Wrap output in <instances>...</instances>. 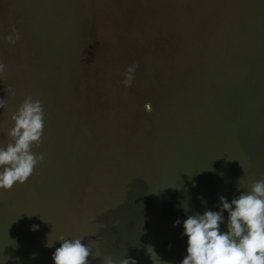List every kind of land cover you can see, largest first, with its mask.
Returning <instances> with one entry per match:
<instances>
[{
    "label": "rangeland",
    "instance_id": "obj_1",
    "mask_svg": "<svg viewBox=\"0 0 264 264\" xmlns=\"http://www.w3.org/2000/svg\"><path fill=\"white\" fill-rule=\"evenodd\" d=\"M0 62V145L26 97L45 112L44 160L0 190L5 264H53L61 237L179 264L173 222L264 179V0H0Z\"/></svg>",
    "mask_w": 264,
    "mask_h": 264
},
{
    "label": "clouds",
    "instance_id": "obj_2",
    "mask_svg": "<svg viewBox=\"0 0 264 264\" xmlns=\"http://www.w3.org/2000/svg\"><path fill=\"white\" fill-rule=\"evenodd\" d=\"M9 44L20 39V33L12 27L4 37ZM136 65H129L121 85L132 86ZM6 65L0 62V74ZM14 94V93H13ZM5 108L4 98L0 109ZM45 112L42 102L26 97L10 116L12 126L8 130L11 142L0 145V190H9L16 183H24L44 155L32 151L41 143ZM224 213H227L225 224ZM225 224L226 230L220 225ZM180 225L186 240V255L179 264H264V179L252 183L250 191H244L228 201L219 197V210H205L203 214L188 215L186 219L173 222ZM38 226L33 225L32 230ZM82 237L59 240L60 246L52 254L53 264H89L93 258L89 243ZM98 257V256H97ZM123 257V256H122ZM120 258L118 264H136L132 258ZM7 259L0 261L5 264ZM102 264H117L111 256L103 258Z\"/></svg>",
    "mask_w": 264,
    "mask_h": 264
}]
</instances>
